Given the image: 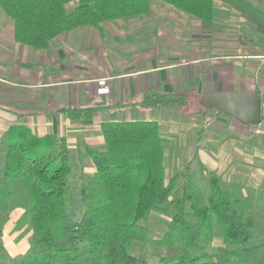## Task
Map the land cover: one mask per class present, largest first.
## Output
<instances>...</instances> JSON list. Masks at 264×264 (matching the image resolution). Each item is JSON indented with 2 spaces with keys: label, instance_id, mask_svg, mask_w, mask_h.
Segmentation results:
<instances>
[{
  "label": "trees",
  "instance_id": "1",
  "mask_svg": "<svg viewBox=\"0 0 264 264\" xmlns=\"http://www.w3.org/2000/svg\"><path fill=\"white\" fill-rule=\"evenodd\" d=\"M154 1L197 19L206 31L218 19L220 1L246 20L253 44L264 51V0H0V13L15 42L46 50L79 28L102 34L104 23L141 18ZM198 99L188 91H152L122 105L205 113ZM101 108L65 111L90 119ZM263 111L264 105L262 117ZM100 130L101 147L84 145L93 166L87 178L74 163L85 160L79 153L73 159L65 136H38L23 125L0 136V264H264V183L225 181L195 156L168 174L167 138L157 120L103 121ZM16 208L24 210L30 244L9 256L2 231ZM153 213L166 218L155 241L165 249L158 263L132 251L135 243H148Z\"/></svg>",
  "mask_w": 264,
  "mask_h": 264
},
{
  "label": "crops",
  "instance_id": "2",
  "mask_svg": "<svg viewBox=\"0 0 264 264\" xmlns=\"http://www.w3.org/2000/svg\"><path fill=\"white\" fill-rule=\"evenodd\" d=\"M216 5L218 10H234L220 1ZM175 11L171 9L170 14L183 24L178 32L167 24L169 14L159 16L151 12L148 17L106 23L102 34L92 28L79 30L73 36L63 34L46 50H33L15 42L11 24L0 25V136L12 125H23L38 136H65L71 148L79 146L82 132L86 133L83 147L102 145L101 122L119 121L108 115L140 108L122 104L139 100L152 91H188L197 98L215 92H254L261 95L264 105V51L255 47L252 34L224 36L225 42L219 41L223 39L212 34V29L203 30L199 21L183 12L174 14ZM234 13H230V18ZM219 16L215 25L222 23ZM73 54L75 59L66 60V56ZM95 106L104 108L90 119H73L65 111ZM147 110L158 112L165 120L170 116L171 122L166 127H161L158 117L144 119L160 124L167 138L165 155L168 145L169 152L180 149L187 153L186 148L196 135L195 130H188L196 125L202 128L198 116L201 113H181L161 107ZM215 113L212 133L229 134L218 142L214 156H207V162L202 163L212 172L225 169L227 165L221 167L222 155L218 153L224 151L230 156L229 162H235L232 169L250 168L248 163H252L254 155L264 153V148L257 144L264 146V140L252 138L259 133L264 135V115L257 126L242 125L233 119L235 126L224 115ZM217 124L225 130L220 131ZM248 127H252L251 136ZM83 159L88 160L92 174L91 161ZM240 174L233 176V180L221 179L247 185L243 179L247 174L244 177ZM23 212L16 208L12 214L18 217ZM16 247L17 254L24 253L29 244H15Z\"/></svg>",
  "mask_w": 264,
  "mask_h": 264
},
{
  "label": "rangeland",
  "instance_id": "3",
  "mask_svg": "<svg viewBox=\"0 0 264 264\" xmlns=\"http://www.w3.org/2000/svg\"><path fill=\"white\" fill-rule=\"evenodd\" d=\"M217 1V0H216ZM218 2V1H217ZM252 3L254 4V6H259V4L255 1H252ZM261 7V6H260ZM262 10L264 11V7H261ZM165 9V10H164ZM171 9L172 10H176L175 8L171 7L170 5H166L164 3H161L159 1H154L152 7H151V12L153 13H157V15L162 16V15H168V25L169 27H171V29L173 28V30H175L176 32H178V28L182 27V21L181 19H179L176 16H173V14L171 15ZM167 10V11H166ZM233 11L236 12L233 15L232 18H230V13ZM151 12L147 15H145V17L152 15ZM174 14H178L181 13V11L176 10ZM218 14L220 15L219 17H221V21L222 23H217L215 26V28H212L211 33L221 36V38L223 39L224 36H226L227 38H234L236 36H238L239 34H253V28L246 22V20L241 16L238 15L239 13H237V11L235 10H230V9H219ZM144 17V18H145ZM192 18V17H191ZM225 18V19H224ZM136 19V18H135ZM194 19V18H193ZM130 20H134V19H130ZM197 20V19H195ZM198 21V20H197ZM10 22V21H9ZM8 22L7 20L2 16V14L0 13V25H6ZM106 23H104L103 25H105ZM192 26H194V23L192 22ZM79 30H84L87 31L89 30L88 28L84 27V28H79L77 30L68 32L67 34H70L69 36H73V34H76L77 31ZM186 33V31H184ZM217 32V34L215 33ZM181 33V32H180ZM211 34V35H212ZM68 39V37H67ZM67 39H65V41H68ZM219 41H223L225 42V40H219ZM257 47L259 50H262V47ZM75 59L76 58V54H73L72 56H66V60H68L69 58ZM37 66L34 65V68H36ZM196 103H194L193 109H196L195 105ZM127 112V113H126ZM158 112L156 111H150L147 110L145 108H134V109H130L128 108L127 111H121L119 113H114V115H108L111 117L112 120H119V121H126V120H144V119H150L152 117L157 118L158 117V121L161 122V127H166L168 123L171 122L170 120V116L169 119L160 117L159 114H157ZM163 115H165V112H162ZM178 113V112H177ZM176 113V114H177ZM179 114V113H178ZM201 118L202 121V128L199 127L198 125L192 127L188 130L192 131L195 130L196 135L194 140L190 143V145L186 148L187 149V153L186 152H182V150L179 149V151L177 152H169V145L166 147V162H167V173L170 174L171 172H173V170L175 168H179L181 167L183 164L186 163L187 158L196 157V160H200V161H206V157L207 156H214V149L217 147L218 142L223 138H226L228 136V134H224L223 136H219V134H216L217 132L212 133L213 129L211 127H214L213 124L214 122L212 121L214 118L217 117V114L213 111H208L206 113H201L198 115ZM225 118H227L226 120L228 122H232L235 124V126H237L236 121H234L233 119H231L230 117L225 116ZM220 125V124H217ZM224 126L219 127V130H225V128H223ZM222 128V129H220ZM252 127H248V130H250L249 136H251L252 133ZM92 130H94V128H91ZM200 129L202 131H200ZM215 131V130H214ZM194 132V134H195ZM86 133L82 132V135L85 136ZM191 133H188V135H190ZM83 136L79 137V146H74V152H73V159H74V153H79L80 157L83 158L85 157V150L84 147L82 145V140H83ZM258 137L256 138L255 135L252 137L254 139V141H256V139L258 141H263L264 140V135L262 133H259L257 135ZM235 140V139H233ZM257 141V142H258ZM259 145H261V148H264L262 143H257ZM102 145H97L94 144V146L92 147H101ZM223 149V148H222ZM220 155H222L221 157V167H225V165H227V167H225V169H218L215 170L214 173L218 174L219 172L221 174H219L220 177L222 178H226V179H230L233 180V176H236L240 174V177H244L245 174H247L243 179L245 181V183L247 185H244L245 187H259L264 183V153L259 155V158L256 157L258 155H254V160L252 161V163H248V165H250V168L247 169H232L235 168L234 164L235 162H229V154H225L224 151L222 152H218ZM233 158H237V156H232ZM75 160V159H74ZM76 165L79 167L80 165H83V172L85 173L86 178L89 177L91 175V166L89 167L88 164V160L82 161V163L79 162H75ZM191 168L195 171L196 173L198 171L197 169V165L196 163L192 164ZM240 170V171H239ZM250 170V171H249ZM236 172H238L239 174H236ZM235 173V174H234ZM236 180V179H235ZM264 185V184H263ZM13 210L9 212L8 216L6 219H4V225H3V231H2V243L4 246V249L6 250L7 254L9 256H17L23 253H19L17 254L18 248H15V244L20 245V244H30V234L31 231L28 228V225L25 223V221L23 220V218H21V215L18 217H15L14 214H12ZM13 222V224H12ZM15 222V223H14ZM147 227H148V243L144 246L141 247L139 244L135 243L132 247V251L134 253H146V255L149 257L150 261L153 263H158L159 259L161 257V255H163L165 253V249L158 245L155 241L159 238H161L163 236L164 231L166 230V218L165 216L158 214V213H153L149 219L146 222ZM25 253V252H24Z\"/></svg>",
  "mask_w": 264,
  "mask_h": 264
},
{
  "label": "water",
  "instance_id": "4",
  "mask_svg": "<svg viewBox=\"0 0 264 264\" xmlns=\"http://www.w3.org/2000/svg\"><path fill=\"white\" fill-rule=\"evenodd\" d=\"M198 104L206 111H215L246 126H257L262 119V98L254 92L210 93L201 96Z\"/></svg>",
  "mask_w": 264,
  "mask_h": 264
}]
</instances>
